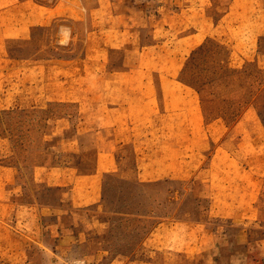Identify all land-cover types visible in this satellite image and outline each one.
<instances>
[{
  "label": "crops",
  "instance_id": "0c3cea01",
  "mask_svg": "<svg viewBox=\"0 0 264 264\" xmlns=\"http://www.w3.org/2000/svg\"><path fill=\"white\" fill-rule=\"evenodd\" d=\"M230 1L227 0L225 11ZM91 2L0 0V76L6 77L18 71L19 77V83L15 85L10 80L3 84L0 77L1 95L5 101L10 99L6 106L9 107L13 100L16 102L18 90L17 102L23 109L43 104H73L79 120L73 128L68 126L67 130L59 133V122L65 118L52 113L46 120L51 123L52 148L35 149L28 154L33 162L31 168L35 182L47 190L61 191L57 205L41 200L37 193L33 200L24 197L27 187L16 179L17 167L10 161L6 162L7 156L11 158L13 155V149L0 147L2 153L5 151L0 160V264H16L9 259L12 238L19 234L28 236L34 226L44 227L40 233L54 235L55 239L63 236V221L69 224L70 231L66 235L85 233L80 229L87 216L78 212L100 202L102 176L120 169L118 152L129 146L134 155V170L149 173L163 170L164 178L196 176L201 180L204 196L209 202L242 201L251 206L258 200L257 186H260L261 175L256 170L264 167V121L255 96L243 101L244 108L233 121L234 126L227 136L231 137L234 132L239 136L241 146L231 153L218 144L209 149L205 141L214 139L212 131L217 119L205 121L198 89L175 81L174 76L179 69L162 74L166 77H161L158 84L141 83L135 77L141 70L145 74L150 73L148 68L143 70L137 65L139 39L135 33L136 25H146L139 17V10L126 6L124 0ZM223 3V0H213L212 6L220 9ZM55 24L59 27L54 36L55 47L62 45L68 53H74L78 40L81 42L79 51L65 60L56 48L50 56L46 55L42 30ZM79 26L85 30H78ZM168 31L163 29L158 34L159 39L167 40L170 37ZM202 39L198 33L185 36L178 43L184 48L181 54L197 48ZM236 45L234 42L230 46L221 42L216 48L217 58L229 69L213 77L209 83V89L218 98L247 88L244 69L230 67L231 47ZM29 46L33 50L28 56L24 53L30 49ZM149 53L145 51V54ZM173 57L178 58L177 54ZM32 60L36 63H29ZM96 63L119 70L106 71L93 66ZM126 77L132 81L125 83ZM9 138L0 127V143H6ZM63 145H66L68 153L78 151L83 161L92 158L93 165L85 167L81 160L57 162V152L63 151ZM39 155L47 159L38 161ZM169 172L179 175H169ZM222 188H243V194L234 190L233 196L229 197L232 192H222ZM48 205L57 206V211L49 216L44 213L45 209H50ZM174 231L173 227L155 229L151 233L153 236L147 238L148 244H144L149 250L175 249L185 257L210 254L208 264H218L213 258L215 243L211 233L196 228L194 241L175 238L177 241L171 242ZM262 239L250 246V249L257 250V264H264ZM71 243L67 244L69 249H72ZM49 249L55 251L53 246ZM57 262L51 259L47 264ZM114 262L157 264L152 258L142 256L115 258L110 264Z\"/></svg>",
  "mask_w": 264,
  "mask_h": 264
},
{
  "label": "rangeland",
  "instance_id": "374dc122",
  "mask_svg": "<svg viewBox=\"0 0 264 264\" xmlns=\"http://www.w3.org/2000/svg\"><path fill=\"white\" fill-rule=\"evenodd\" d=\"M212 1L124 0L126 6L139 10V17L146 24L136 25L135 33L139 39L137 65L143 70L148 68L150 73L145 74L141 70L135 77H138L141 83L149 81L158 84L161 77H166L161 76L162 74L179 69L174 79L195 90L198 89L205 121L217 119V125L212 131L214 139L205 141L209 149L218 144L231 153L241 146L239 136L234 135V132L231 137L227 136L234 126L233 121L244 108L243 101L255 96L264 121V0H231L226 11L227 0H223L220 9H215ZM165 28L169 29L170 37L167 40L159 39L158 34ZM58 29L55 24L42 30L47 46L45 53L50 56L56 48L65 60L79 51L81 42L78 40L74 53H68L62 45L55 47L57 43L54 36ZM77 29L84 31L85 27L79 26ZM195 33L203 37L201 45L181 54L184 48L178 43L182 42L185 36ZM221 42L228 43L229 46L231 43L233 45V42L237 44L231 47L229 63L230 67L244 69L247 73V88L218 98L209 89V83L216 75L229 70L216 56V48ZM170 46H173L172 49ZM28 48L30 49L24 54L29 56L33 49L31 46ZM145 51L150 52L149 55L145 54ZM174 54H177L178 58L173 57ZM93 66L106 71L119 70L101 63ZM16 72L7 74L6 77L1 75V82L4 84L10 80L13 85L19 83L18 71ZM109 81L113 80L106 82ZM123 81L130 83L132 80L126 77ZM1 94L2 91L0 127L3 134L6 133L10 138L6 143L1 142L0 147H11L14 152L11 158L7 156L6 162L10 161L17 167L15 177L27 187L25 198L33 200L34 194L37 193L41 200L57 205L61 191L47 190V187L35 182L31 168L33 162L28 154L35 149L52 148L51 123L46 122L52 113L65 118L59 122V133L67 130L68 126H76L79 121L76 107L73 104H43L23 109L17 102L18 90L15 93L17 98L14 97L16 102L13 100L8 107L6 104L10 99L5 101ZM55 131L57 132V129L54 128ZM61 149L63 151L57 152V162L81 160L78 151L68 153L66 145L61 146ZM4 152L0 151V160ZM118 155L121 159L120 169L101 178L100 202L78 212L81 216H87V221L80 229L85 233L78 236L66 235L70 231L69 224L63 221V236L55 239L54 235L40 233L45 230L44 227L34 226L28 236H13L9 259L16 264H23L24 261L26 264H47L51 259L58 261L57 264H69L68 261L71 260L80 262L77 264H110L115 258L142 256L152 258L157 264H208L210 254L206 257L202 254L185 257L175 249L149 250L148 245L144 244H148L147 238L153 236L151 233L155 229L173 227L175 231L171 242H176L179 238L194 241L196 228H203L207 233H211L215 243L213 258L218 264H257V250L250 249V246L264 238V167L256 170V173L261 175L260 186H257L259 197L251 206L242 201L212 203L204 196L201 180L196 176L190 178L189 175L182 179L164 178L163 170L151 173L134 170V155L130 146L121 149ZM46 159V156L39 155L37 160ZM81 161L85 167L93 165L92 158ZM168 174L179 175L171 172ZM222 190L225 193L232 192L229 197L233 196L234 190L243 194V188ZM48 207L50 209L44 210L48 216L57 211V206ZM68 243L72 244V249L67 247ZM50 246H53L55 251L50 250Z\"/></svg>",
  "mask_w": 264,
  "mask_h": 264
}]
</instances>
